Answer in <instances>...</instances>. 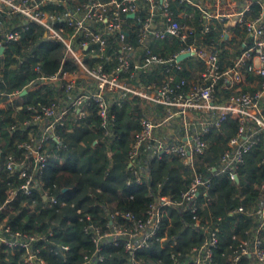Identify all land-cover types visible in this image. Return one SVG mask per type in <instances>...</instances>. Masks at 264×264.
I'll use <instances>...</instances> for the list:
<instances>
[{
	"label": "built area",
	"instance_id": "1",
	"mask_svg": "<svg viewBox=\"0 0 264 264\" xmlns=\"http://www.w3.org/2000/svg\"><path fill=\"white\" fill-rule=\"evenodd\" d=\"M173 1L0 0V82L5 49L21 38L22 30L40 27L42 38L63 45L60 66L45 74L36 64V76L23 88L49 85L55 95L48 102L27 105L26 115L11 122L10 129L24 131L26 136L15 144L20 152L4 153L0 162V169L17 178V184L9 185L0 203V244L17 253L21 264H50L44 249L63 257L70 248L53 238V226L30 233L13 230L6 222L20 195L31 199L18 201L19 206L29 210L33 209L34 195L42 196L50 205L65 204L45 188L43 178L44 169L54 158L51 146L61 143L57 127L70 128V118L74 122L93 113L103 135L110 136L115 108L132 98L145 106H162L166 112L157 117L148 112L141 116L140 127L127 150L131 176L126 183H148V161L161 154L179 157L190 177L177 197L162 193L160 188L149 192L153 198L140 216L121 207L133 199L132 193L124 197L122 205L106 208L104 223L76 207L82 231L93 245L82 251V260L77 264H99L110 247L126 255V264H150L139 252L149 247L152 238L164 243V221L169 223L171 209L180 215L189 212V224L201 232L202 241L182 255L170 251V258L178 264H213L218 227L199 217L198 198L211 199L207 193L213 173L235 180L246 152L264 132V7L254 15L236 13L232 17L222 11L213 14V0H178L192 6L190 11L174 10ZM213 20L223 22L219 45L206 40ZM228 23L238 24L242 32L230 52L224 44ZM166 37L178 40L179 49L167 54L155 51L156 41ZM181 53L188 54L179 59ZM67 59L70 67L64 68ZM14 93L0 91V109L18 110ZM225 118L237 121L235 134L215 165L202 163L208 147L206 133ZM257 189L252 204L229 210L252 218L245 229L246 237L238 238L228 254L229 264H238L242 257L250 264H264V180ZM65 222L70 223L71 218ZM161 231L164 234L159 237Z\"/></svg>",
	"mask_w": 264,
	"mask_h": 264
},
{
	"label": "trees",
	"instance_id": "2",
	"mask_svg": "<svg viewBox=\"0 0 264 264\" xmlns=\"http://www.w3.org/2000/svg\"><path fill=\"white\" fill-rule=\"evenodd\" d=\"M171 8L188 11L193 9L186 2L179 3L178 0L172 2ZM195 16H200L198 10ZM180 19L188 21L187 18ZM222 25V21L213 20L206 40L212 39L217 43ZM232 28L238 32L239 25H232ZM156 42L153 48L162 54L179 49L178 40L169 37ZM4 56L0 91L15 92L14 100L20 107L18 110L10 107L0 109V162L4 153L20 152L15 144L26 136L24 131L10 129L11 122L26 115L27 105L48 102L55 95L54 89L49 85L31 87L24 93L21 91L36 76V64L40 65L45 74L54 72L60 66L63 45L60 41L42 38V28L29 27L21 31L18 41L7 46ZM63 67H70L69 59ZM181 74L187 72L181 71ZM223 94L227 93L223 91ZM146 112L157 117L164 114L166 109L162 106H145L137 98L124 99L115 108L114 131L110 136L103 135L98 118L93 113L74 122L70 118V128L57 127L61 143L59 146H51L54 158L44 169L43 178L45 188L64 200L65 204L50 205L42 196L34 195L33 209L29 210L19 206L18 201L24 199L30 202L31 199L20 195L13 202L14 210L6 216V222L13 230L39 233L53 226V238L69 244L70 248L63 257L49 248L44 249L43 255L50 264H77L82 260V251L93 246L82 231L83 222L78 219L76 207H81L95 221L104 223L106 208L122 205L124 197L130 193L133 194V199L121 207L140 216L153 198L149 192L154 193L160 188L162 193L177 197L185 188L190 177L189 170L179 157L166 154L149 159L148 183H126L131 176L127 150L140 127V118ZM236 129L237 121L231 118H225L219 126L211 127L205 135L208 147L202 156V163L215 165ZM263 156L264 132L246 152L244 162L239 165L238 182L226 174L213 173L207 193L211 199L206 200L203 196L198 198L201 204L199 217L218 227L219 243L214 250L213 264H229L228 254L238 243V238L247 235L245 229L252 223V218L240 212L229 213V210L240 204L248 206L256 199L257 185L264 180V162L261 161ZM16 180V174L0 169V203L5 199L9 185L17 184ZM67 217L71 218L68 224L65 222ZM189 222L188 211L180 215L175 209H171L169 223L164 221L167 234L164 243L161 244L158 238H152L149 247L140 251L139 255L150 264H178L177 260L170 258V251H180L182 255L191 246L199 245L202 241L201 232ZM163 234L164 231H161L159 237ZM116 250L108 248L106 258L99 264H126V255ZM0 264H21V259L17 253L0 244ZM238 264L250 262L242 257Z\"/></svg>",
	"mask_w": 264,
	"mask_h": 264
},
{
	"label": "crops",
	"instance_id": "3",
	"mask_svg": "<svg viewBox=\"0 0 264 264\" xmlns=\"http://www.w3.org/2000/svg\"><path fill=\"white\" fill-rule=\"evenodd\" d=\"M219 3H216L215 0L212 1L210 10L213 14H216L217 12H225L230 13L231 16L235 15L236 13H243L246 16L254 15L259 9L264 7V0H219ZM230 22L232 18L229 19ZM226 41L225 45L228 46L229 52L236 46L234 45L236 42H238L239 38L242 35L241 30L235 31L232 28V24L228 23L226 25ZM228 38V39H227ZM231 54V53H230ZM229 55V54H228ZM187 65H191V61H186Z\"/></svg>",
	"mask_w": 264,
	"mask_h": 264
},
{
	"label": "water",
	"instance_id": "4",
	"mask_svg": "<svg viewBox=\"0 0 264 264\" xmlns=\"http://www.w3.org/2000/svg\"><path fill=\"white\" fill-rule=\"evenodd\" d=\"M187 54H188V53H181V54L178 56V58H179V59H182V58L185 57ZM24 92H26L25 89H23V90L21 91V93H24ZM235 180L238 182V176H237V175H235Z\"/></svg>",
	"mask_w": 264,
	"mask_h": 264
}]
</instances>
